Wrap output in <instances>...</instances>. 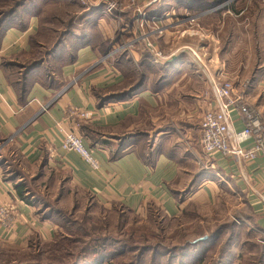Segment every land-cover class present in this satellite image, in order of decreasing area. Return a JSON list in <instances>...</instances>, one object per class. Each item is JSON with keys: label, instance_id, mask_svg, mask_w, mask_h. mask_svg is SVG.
Listing matches in <instances>:
<instances>
[{"label": "crops", "instance_id": "0c3cea01", "mask_svg": "<svg viewBox=\"0 0 264 264\" xmlns=\"http://www.w3.org/2000/svg\"><path fill=\"white\" fill-rule=\"evenodd\" d=\"M262 18L264 23V14ZM37 29L38 18L32 17L25 30L9 27L0 39V138L7 140L0 142V204L13 203L17 221L12 227L0 223L1 258L14 264L57 238V214L46 218L37 194L23 199L15 189V182L28 177L36 184L52 177L59 190L53 194L55 203L59 196V201L74 203L78 190L106 209L124 207L143 218L155 206L167 217L184 219L189 232L220 229L223 235L232 233V226L235 236L227 264H264V152L240 160L203 149L201 122L216 102L211 83L188 66L191 61L180 64L182 54L173 55L163 71L157 64L151 67L159 75L154 81L145 72L142 87L133 94L100 104L103 97L141 82L138 53L114 62L91 43H62L49 55L52 68L44 63L32 73L36 78L49 69L55 79L45 83L31 76L23 91L9 81L7 66L29 65L42 56L31 46ZM38 43L45 46L44 40ZM68 55L71 61H66ZM212 64L211 75L226 72L217 56ZM249 69L247 64L239 71L236 91L264 125V58ZM73 107L93 115L82 119L71 113ZM229 113L234 128L242 129L236 108L230 106ZM71 130L80 133L99 169L78 152L61 148ZM255 143L251 138L245 145L252 148ZM8 158L17 166L11 167Z\"/></svg>", "mask_w": 264, "mask_h": 264}, {"label": "rangeland", "instance_id": "374dc122", "mask_svg": "<svg viewBox=\"0 0 264 264\" xmlns=\"http://www.w3.org/2000/svg\"><path fill=\"white\" fill-rule=\"evenodd\" d=\"M17 3L24 6H20L16 13L23 20L37 17V32L49 31L54 34L53 40L62 37L68 43L69 40L73 42L74 47H79L75 43L88 38L93 49H108L104 57L114 62L123 57L133 58L134 53H138L137 69L142 73L141 76L148 72V78L152 81L159 75L150 71L151 67L155 69L153 66L157 64L156 67L163 71V63L179 53L182 54L180 64L190 60L193 65L188 66L209 82L221 77L210 74L208 67L213 68V56H217L225 65L226 72L222 77L233 81L239 79V71L244 66L249 64V71L253 70L260 64L261 57L264 58V0H223L219 5H187L186 0H0V5H3L0 11L15 7ZM74 49L77 48L71 47V50ZM45 50L42 48V55ZM150 73H154V78L150 77ZM8 161L9 164L12 162L10 158ZM25 181L32 185L31 192L34 191L42 203H55L53 194L59 191L57 180L54 182H57L56 185L52 177L46 184H36L29 177ZM74 192L77 199L85 198L81 191ZM50 193L51 197L48 196ZM56 203L65 211H72L75 205L68 198ZM84 204L89 206L90 215L94 217L92 222L97 226H100L98 219L113 223L118 220L116 214L96 205L91 199L84 200ZM85 205L80 208L83 214L78 212L75 215L80 220L86 215ZM102 216L107 217L104 219ZM147 219H137L133 213L125 212L128 231L134 229L136 232H144L147 239L135 244L128 238L124 239V236L123 240L127 241L129 247L133 244L139 245L135 246L139 248L156 245L158 251H166L182 241L179 237L180 222L184 219L179 222L169 221L162 216L148 222ZM83 223L87 224V221ZM101 233L122 239L115 224ZM228 237L227 231L219 238L217 247L215 244L216 248L213 246L211 250L216 251ZM85 239L86 236H83V243L76 244L77 249L86 245ZM76 248L74 244L72 250L77 251ZM208 257H204L203 264L209 261Z\"/></svg>", "mask_w": 264, "mask_h": 264}, {"label": "trees", "instance_id": "16d2710c", "mask_svg": "<svg viewBox=\"0 0 264 264\" xmlns=\"http://www.w3.org/2000/svg\"><path fill=\"white\" fill-rule=\"evenodd\" d=\"M221 1L223 0H186V3L187 5H219L218 3H220ZM20 6L24 5H18L17 3L15 7L2 9L0 11V39L6 29L9 27H16L20 30L26 29L29 20H23L21 15L19 16L16 13ZM162 9L164 10V8ZM53 38H55L54 34L50 33L49 31L41 32V30L31 36L32 49H38V53L41 55L42 48H46L44 55L38 57L34 62H31L29 63V65L25 66H19L14 65V63H9V67L7 66V68H10L8 79L11 83H13L15 86H17V84L19 83V86L24 91L27 86L26 80L31 76L33 79H37L45 83H47L46 81L48 80L55 79V77L52 76V71L49 69H45L43 70V72L36 73V78H34L32 74L33 71L41 68L44 63L48 64L49 55H52L62 43H68L67 40H64L62 37H59L56 40H53ZM40 40H44L45 46H41L38 43ZM70 42L71 41L69 40V43ZM89 43V39L84 38L75 44L81 46L83 44L85 45ZM101 51H104L105 55L109 50L106 49ZM68 56L69 57L68 59H66V61H71L72 55ZM17 66H19V68ZM21 68H24V70L22 71V76L20 74L21 72L19 71L21 70ZM16 74H18V76ZM140 78L141 82L135 84V86H132L127 90L114 93L115 95L103 97V99H101L100 101V104L133 94L135 91L142 87L146 76L143 74ZM2 140L5 141V139H1L0 142H3ZM16 166L13 165V163L11 164V167ZM16 171L18 170H15V172ZM15 176L16 174L14 173L13 177ZM16 180L17 178L15 179V181ZM27 185L32 186L30 184H27L26 181L19 183L15 182L16 192L23 199H28L29 197H32V195H36L34 191L31 192V189H29ZM60 194H62V191ZM85 198L77 199V197L75 196V205L73 206L72 211H65L58 204L57 207L56 203L53 204L49 202H43L45 205L44 209L46 210V213L44 214L45 217L48 218L51 215L57 214V224L61 227V231L57 234V238L55 240L48 243L44 248L42 247L39 252L30 250L28 257L20 258L19 261L14 264H203L204 257L206 255L209 256V261L205 264H227L229 262L231 244L233 243L235 236V234L233 233L234 228L232 226V233H228L229 237L220 244L219 248L216 251L211 250V247H215V244L217 247V242L222 236L220 229L216 231L211 230L208 234L203 230H199L197 228L194 231L189 232L188 228L184 226L183 222H180L181 230L179 235V237L182 238V241L177 243L175 247H171V249H168L166 251H158V247L156 245L155 247L142 246L141 248H139L135 247L139 246L135 244H140L139 242L142 243V241L147 239L144 232H136L134 229L128 231L126 224L127 222L124 220V215L126 211L133 213L131 210L124 207L113 206L111 209L107 210L111 211V213L116 214L118 220H113V223L111 221H101L100 219H98L100 221V226H97L96 224H94L95 222H92V219L94 217L90 215L91 213L88 209L89 206L84 204V200L91 199L96 205L98 204L89 195H85ZM59 200L60 196L57 199V202ZM83 205H85V207L87 208L85 213L86 215H84L83 219L80 220L75 215L78 212L83 214L80 210V208H83ZM133 215H135L137 219H143V217L140 218V216L135 213H133ZM74 216L77 218H75ZM157 216L165 217L169 221L179 222L181 220V218H171L165 216L161 212V210L155 206H153L151 211H149L145 219L148 218V222L150 220H155ZM105 217L102 216L101 218L105 219ZM86 221L87 224H84L83 222ZM111 224H115V229L119 231L122 239L113 238L112 236L107 237L106 235L108 233H101L102 231L109 230ZM227 227H229V225ZM206 235L207 237L204 238ZM83 236H86V239L84 241H86L87 243L86 245L83 244L80 249H77L76 244L83 243ZM123 237L124 239L128 238L129 241H132V243L135 244H133L132 247H129L127 241L123 240ZM74 244L77 251L72 250ZM0 264H11V262L9 259L4 258L3 256L1 258L0 256Z\"/></svg>", "mask_w": 264, "mask_h": 264}, {"label": "built area", "instance_id": "2783aa9c", "mask_svg": "<svg viewBox=\"0 0 264 264\" xmlns=\"http://www.w3.org/2000/svg\"><path fill=\"white\" fill-rule=\"evenodd\" d=\"M155 59L158 61V58ZM210 83L216 106L204 113L201 122V146L207 153L219 152L226 157L240 160L256 158L260 152H264V125L258 112L246 103L243 95L236 91L235 81L221 76L218 79H211ZM230 106L236 108L238 115L244 121V127L240 130L234 128L232 124ZM71 113L82 119H90L93 115L91 111L76 107L72 108ZM251 138H255L256 143L254 147L248 148L245 143ZM61 148L65 151L78 152L94 169L100 168L99 160L92 150L85 146L77 130L65 133ZM15 210L13 203H1L0 223L7 227L15 226L17 223L14 216Z\"/></svg>", "mask_w": 264, "mask_h": 264}, {"label": "water", "instance_id": "95a60500", "mask_svg": "<svg viewBox=\"0 0 264 264\" xmlns=\"http://www.w3.org/2000/svg\"><path fill=\"white\" fill-rule=\"evenodd\" d=\"M7 141V140H6ZM6 141H4L2 144H5L6 143ZM207 237V235L204 237V238H206Z\"/></svg>", "mask_w": 264, "mask_h": 264}]
</instances>
